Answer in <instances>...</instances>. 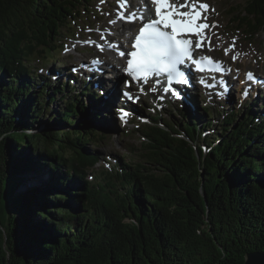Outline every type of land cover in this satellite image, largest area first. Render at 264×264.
Here are the masks:
<instances>
[{"label": "trees", "instance_id": "16d2710c", "mask_svg": "<svg viewBox=\"0 0 264 264\" xmlns=\"http://www.w3.org/2000/svg\"><path fill=\"white\" fill-rule=\"evenodd\" d=\"M92 1L0 0V264H244L264 253V119L253 104L221 105L203 124L157 114L137 128L144 161L87 178L101 160L87 145L104 135L95 107L77 122L89 114L82 98L102 95L38 81L34 64ZM228 10L238 31L264 32V0ZM58 94L63 106L36 131ZM30 171L48 178L20 190Z\"/></svg>", "mask_w": 264, "mask_h": 264}, {"label": "snow or ice", "instance_id": "6c2138e0", "mask_svg": "<svg viewBox=\"0 0 264 264\" xmlns=\"http://www.w3.org/2000/svg\"><path fill=\"white\" fill-rule=\"evenodd\" d=\"M104 2L105 0H101V3ZM124 3L131 8V0H124ZM127 10V8L123 11L118 9L116 18L108 21L109 25L113 26L118 22L129 25L127 28L121 25L122 32L125 34L120 40L109 41L107 38L116 33L110 29L105 31L98 28L96 31L99 32L100 40L104 43H98L93 39L79 41L81 45H94L100 52H104L105 49H115L118 57L126 59V66L122 68V71L130 79L124 76L119 77L116 88L119 98L134 104L138 103L141 95L148 94L145 86L151 82L153 86L148 88V92H160L161 94L157 96L158 100H164L169 94L174 100H187L189 99L188 86L192 85L194 88L196 83L193 69L195 72H204L205 62H207L208 68L220 73L221 76L231 72V69L225 67L222 61H216L207 55H199L196 51L203 49L205 45L209 51H212V35L220 39L218 34L212 32L213 29L219 28V24L208 22L210 6L207 3L201 0H183V2L181 0H143L139 11L133 9L125 15ZM211 11L215 12V9L211 8ZM136 21L139 23L137 24ZM87 31L91 33L93 29L89 28ZM236 40L237 38L233 37L229 47L224 49L225 55L235 52ZM125 42L128 46H125ZM68 51L69 48L66 45L65 52ZM240 55L241 53L235 52L232 55V61L236 62ZM91 63L101 65L102 62L100 59H94ZM73 71L76 69L73 68ZM236 71L238 74L239 69ZM246 77L248 81L255 78L251 72H248ZM212 79L215 82L209 84L204 77H200L199 83L206 88L219 87L220 94H226L227 82L215 76ZM133 83L137 85L139 95H133L131 91ZM162 83L164 86L161 88ZM247 94L246 91L244 95L247 96ZM116 111L119 113L116 118L127 123V118L132 114L131 110L121 107Z\"/></svg>", "mask_w": 264, "mask_h": 264}, {"label": "rangeland", "instance_id": "374dc122", "mask_svg": "<svg viewBox=\"0 0 264 264\" xmlns=\"http://www.w3.org/2000/svg\"><path fill=\"white\" fill-rule=\"evenodd\" d=\"M210 1L213 3L212 4L213 7L216 6V13L213 14V21L217 20L223 27L222 33L218 34L220 39H217L215 41V46L217 48H220L221 46L225 45V42H224L225 37H227V39L231 40V39H233V37H236L237 39H239V36H240L239 42H241V43H237L236 48L244 46L245 48L248 49L249 54L251 55V57L245 58L242 61L243 68H241V67L240 68L242 70L243 69L245 70L248 68H251V69L255 68V69H258L259 74L264 75V63L259 62V64H261L260 68H259L258 67L259 64L255 60V57H257L258 60L260 58H264V32L262 31L260 34H256L255 36H253V38H250L244 32L238 31L237 30L238 27L236 24L237 22H232L231 18L233 19V17L229 14V10H228L232 5L236 6V5L245 4L247 0H210ZM106 2H107V0H105L104 3H101V0H93L91 2V4L89 5L90 7L88 10L84 9L82 11V15L93 16V18L87 20L88 23L82 22L83 20H81L79 18L80 24L82 23V25H79V26L74 25L73 29H71L72 27L66 28V31L64 32L63 37L60 38V39L64 40V43H65L64 45L60 43L59 44L60 46H58L57 50L50 52L49 56L47 58L36 60V62L34 64V68L36 69V72H35L36 80H38V81L42 80V77H40V74H42V76H46L48 70L52 68L54 70H50L51 74H49L48 77L47 76L45 77L48 79V81H50V85L54 84V86H55V83L66 82V80L68 78V73H70L72 65H74V63H80L81 60H79L76 57L73 50L70 52V54H68V53L66 54V53L62 52L63 48L66 45L68 46V48L71 46L73 47L72 39H70L69 36L76 35V33H77V35L82 33V32L86 33L87 31L86 30L84 31L83 28L85 25L86 26L90 25L89 21L94 20L93 25L97 24V23L108 24V21L110 20V18H109V13H107L108 9L105 8ZM84 21H86V20H84ZM66 26H68V25H66ZM228 47L229 46H226V48H228ZM91 51H92V49H91ZM110 53L113 55V53L111 51H110ZM107 55L111 56L109 54V52ZM89 56H90L89 53H86V55H85V57H83V59L86 60V62H88ZM217 56L218 57H224V50L220 51L219 53L217 52ZM53 59H56L57 61H55ZM65 66H67L65 68L66 73L59 71V69L65 67ZM55 75L60 76V79L59 78L54 79ZM0 78H1V75H0ZM103 79L105 81V77H103ZM96 80H98V79H96ZM98 82L100 83V88H97L96 89L97 91L96 90H93V91H96L97 93H100V94L104 93V95L107 97V93H105L104 88H105V86L108 85V83L110 81L105 82V84H103V85H101L100 81H98ZM78 85H79V82H78ZM37 86L38 85H35L36 89H37ZM119 86L122 87V85H119ZM70 93H71V91L68 90L67 93L64 92V95L68 97V96H70ZM233 96L235 98H237V97H239V94H236ZM82 100H83L84 104L86 105V108H88L89 114L84 116L83 119H79L77 123H81L82 120H84V119H86V120L89 119L87 117L96 118L93 115H90V113H91L90 108L92 107V109H93L95 107V110L98 112L99 122H97V123L92 122L91 126L95 132L97 131V133L100 134V136L104 135V139L101 140L99 143L96 142V143H91V144L87 145L89 150H91V151L96 150L101 154V160L96 165V167L94 169H91L88 171L87 178L93 184L96 183V180H97L96 174L102 170L109 169L111 172L112 171L116 172V171L120 170V168L122 167L123 161H125V162L126 161H130V162L144 161V157L142 156L144 148L142 146L143 143L141 142L143 139L141 138V132L137 131V128H141V126L139 127V125H138V123H141L140 119H135L133 121V123H130L128 125L127 123H124V122L116 119L117 111H115V114H114L113 109H110L112 111V114L109 113L107 115V113H105V110L101 109L102 104L104 103L103 100H105L103 98V95H102V99L98 98L97 101H94L93 97L89 96V95L87 98L83 97ZM154 101H156V100L153 99L151 96H147L146 98H144L143 102H141V104H140V106L143 107L147 116H152L155 114V110L154 111L152 110V109H154V106H156L154 104ZM262 102L263 101H256V103L253 105L252 109L257 114H259L260 116L263 117L264 116V104ZM63 104H64V102H62L60 100V95L58 94L55 101H54V104H53L55 109H50L47 113H44V115H42V117L38 120V122H36V126H37L36 131L42 130L44 128L43 120H47L49 118V116L53 115L55 113L54 111L56 109H59L61 106H63ZM193 104H194L193 107H191L188 104L185 105V104H180L178 102H171L168 105H165L164 107L158 106L157 108H158V112L160 114H162L163 119H165L166 121H169L170 123H172V121H174V122H182V123L184 122V123L191 124L194 120H196L198 118L200 121V124H203L205 122H208V119H210V117H212L213 119L216 118L220 113L219 108L224 103L210 101L209 97L203 96V102L202 103L194 102ZM250 104H252L251 100H249L246 103V105L243 109L239 108L240 105L238 102L236 104H231L230 106H227L225 108L229 111H232V108L235 107L240 112H242ZM260 105H262V107H259ZM140 106H137V108H139ZM204 106L211 110L212 115H210L208 112H205L203 110ZM214 114H216L217 116L215 117ZM212 125L213 126L206 129L207 131L205 130L206 133L214 132L217 127L220 128V126H216L214 124H212ZM78 127H80V126L73 125V126H70L68 128H65V130L74 129V128H78ZM202 131L203 132H201V133H203V135H204V130H202ZM121 159H123V160H121ZM110 162L112 165L115 164L114 165L115 167H113V170H112V168L111 169L108 168ZM150 167H152V166H150ZM152 169L153 168H151L150 171H152ZM153 170L157 172L156 169H153ZM24 178H25V182H24V184L21 185L20 190H28L29 187H31V186L40 185L41 183L46 181V179L48 177L45 174H42V173L36 174L33 171H30L24 175ZM65 185H66V188L73 187L75 189L76 187L79 188V186L81 184L74 186L73 182H68ZM71 232L74 233V229H72Z\"/></svg>", "mask_w": 264, "mask_h": 264}, {"label": "bare ground", "instance_id": "6f19581e", "mask_svg": "<svg viewBox=\"0 0 264 264\" xmlns=\"http://www.w3.org/2000/svg\"><path fill=\"white\" fill-rule=\"evenodd\" d=\"M212 7H213V5H212ZM215 8V7H214ZM55 12V11H54ZM63 13V12H62ZM54 15V14H53ZM54 20V19H53ZM259 20V19H258ZM52 22V21H51ZM56 23V22H55ZM54 25V24H53ZM128 27H129V25H128ZM51 28V27H50ZM127 28V27H126ZM125 34V33H124ZM123 34V35H124ZM108 52H109V54L111 55V57H114V55H112L111 53H110V51H106L105 52V54H108ZM114 60H115V64H116V67H119L120 65H124V60L123 59H120L119 57H114ZM46 76H48L47 74H46ZM120 76H123V74H121ZM119 76V77H120ZM94 77L96 78V79H98V80H101L102 79V76L101 75H99V74H95L94 75ZM118 80H119V78H117L115 81H113V82H109L108 83V85L107 86H105V93H107V97L104 95V93H103V98L105 99V100H103V104H102V107H101V109H103V110H105V113H107V115L109 114V113H111L112 114V111L110 110V109H113V112L115 113V111H116V108H117V106L119 105V103L121 102V100L119 99V97H118V93H117V91H116V88H117V86H118ZM105 82H107V81H102L101 82V85H103V84H105ZM97 91V90H96ZM95 91V93H97ZM89 96H91V95H89ZM98 98H101L102 99V96L100 97V96H96V99H98ZM95 101H97V100H95ZM94 105V104H93ZM113 105H115V107H113ZM156 146V145H155ZM207 155V154H206ZM137 168H138V166H137ZM95 178V177H94ZM108 183V182H107ZM109 184V183H108ZM107 187V186H106Z\"/></svg>", "mask_w": 264, "mask_h": 264}, {"label": "water", "instance_id": "95a60500", "mask_svg": "<svg viewBox=\"0 0 264 264\" xmlns=\"http://www.w3.org/2000/svg\"><path fill=\"white\" fill-rule=\"evenodd\" d=\"M244 264H264V253L249 252L245 256Z\"/></svg>", "mask_w": 264, "mask_h": 264}]
</instances>
